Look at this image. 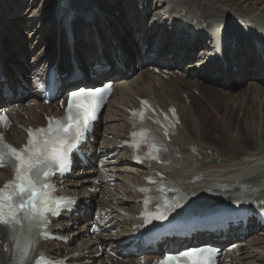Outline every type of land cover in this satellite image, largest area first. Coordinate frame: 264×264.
<instances>
[{
  "label": "bare ground",
  "instance_id": "obj_1",
  "mask_svg": "<svg viewBox=\"0 0 264 264\" xmlns=\"http://www.w3.org/2000/svg\"><path fill=\"white\" fill-rule=\"evenodd\" d=\"M54 1L44 0L39 6L35 0L31 1L23 12L25 24L33 21L35 14H44L47 9L51 11L48 19L52 20ZM78 1L89 4V13L77 21L72 13L67 15L63 10L68 38L64 39L67 56L62 64L66 67L58 63L57 69L67 75L60 78V88L70 91L78 86L110 81L112 91L92 138L82 148L87 153V162L76 160L74 177L62 182L58 192L78 196L79 205L73 214H64L65 223L62 217L53 221L52 228L56 233L66 235V229L75 226L79 230L75 234L83 238L82 245L73 250L70 242H40L35 254L43 252L55 256L58 264H139L141 259L152 257L151 253H157L163 245L161 252L172 247L185 248L186 243L187 246L206 242L221 244L219 238L224 236L231 239L230 243H237V248L228 255L230 264H264V232H254L260 225L257 212L264 208V0ZM23 5L18 0L10 3L0 0V33L1 23L2 28L17 26L15 18L20 19V15L16 17L15 14ZM122 6L126 22L122 16H114ZM6 9H13L14 14L2 19L1 15L6 16ZM167 11H170L169 19L162 16ZM11 19H14L13 23L8 21ZM45 23L44 16L39 23L43 27L32 33L37 39L44 35ZM241 29L244 33H237ZM56 31V27L51 32L45 31L47 38L54 40L53 45L57 39ZM76 47L82 50V55L78 56ZM49 49V46L45 48L46 55L42 58L43 52L36 57L37 60L32 59L31 71L47 70L57 63L55 49ZM18 54L21 56L23 51ZM189 57L193 60L188 61ZM17 59L13 60L17 65L11 69L0 60V108L17 101L25 102L27 90L32 89L26 78L19 77V71L26 73V63ZM151 65L167 69L171 74L168 81L151 72ZM132 69H135L132 75L117 77L130 73ZM177 70L180 74H176ZM80 75L83 76L81 81H69ZM194 77L199 78L200 84L193 80ZM243 79L248 83L239 90L238 82ZM200 86L202 88L198 91ZM190 90L198 93L195 101ZM208 91L221 96L218 106L209 104L219 123L210 122L204 109L202 101H207ZM236 92L238 97L234 98ZM30 94L37 95L35 91ZM136 97H150L163 107L173 104L178 109L181 124L168 143L166 162L162 165L137 168L129 164L131 150L124 145L130 128L126 109L137 105ZM223 100H227L224 105ZM230 102L231 107H228ZM37 109L46 110L40 105L10 114L12 126L7 134L10 142L19 145L24 141L25 133L20 125L32 124L34 120L44 123ZM236 112L239 115L234 123ZM25 116H29V120ZM221 132L226 136H221ZM211 158L214 161L209 162ZM152 168L162 169L167 179L188 196L209 198L224 195L237 199L242 195L241 190H246L243 195L248 198L247 208L252 216L246 225L231 223L220 234H197L190 240L166 238L156 246L146 247L136 241L140 222L136 216L141 204L137 187L144 183ZM9 176L7 169L0 170V185ZM88 202L95 204L89 217L85 210ZM79 221L83 224L76 226ZM91 223L100 224L106 233L89 235L87 228ZM129 235L134 237L133 243L138 246L137 251L131 252L137 255L133 261L116 260L100 249L112 248L119 253L131 244L121 243ZM11 255L8 231L0 225V264H9Z\"/></svg>",
  "mask_w": 264,
  "mask_h": 264
},
{
  "label": "snow or ice",
  "instance_id": "obj_2",
  "mask_svg": "<svg viewBox=\"0 0 264 264\" xmlns=\"http://www.w3.org/2000/svg\"><path fill=\"white\" fill-rule=\"evenodd\" d=\"M103 92V88L84 87L70 92L65 116L47 118V127L26 129L28 139L20 148L7 144L3 133H0V167L11 164L13 170L12 180L0 186V224L7 227L13 250L9 264H26L37 238H48L50 235L42 231L47 223V214L58 215L56 207L62 205L67 208L68 204L74 203L67 198H56L52 192L54 185L48 182V178L68 166L70 154L83 139ZM141 104L148 102L141 101ZM169 111L175 117V110ZM4 122L5 117L0 116V124ZM163 134L165 137L168 135L166 130ZM153 147L157 152L166 151L155 138ZM151 158L160 159L159 156ZM180 207V200L173 198L164 212ZM153 218L165 220L167 216L158 213ZM149 222L145 220V223ZM203 253L204 249H185L167 254L158 264H210ZM39 259H44L43 254Z\"/></svg>",
  "mask_w": 264,
  "mask_h": 264
},
{
  "label": "rangeland",
  "instance_id": "obj_3",
  "mask_svg": "<svg viewBox=\"0 0 264 264\" xmlns=\"http://www.w3.org/2000/svg\"><path fill=\"white\" fill-rule=\"evenodd\" d=\"M10 1L11 0H6L7 3H10ZM31 1H34V0H31ZM31 1H29V0H18V3L23 2L24 5H23L22 9L21 8H17V10H19V11H17V13L15 11L16 17H18L19 15H20V19L22 17V20H20L19 18H15L16 19L15 22L16 23L18 22L17 26H16V24H13L12 26L11 25H6L5 27L2 28V23H1L0 60H1L2 64H4V66L6 68H8V69L10 68L11 69V68H13V65H17L16 63L13 62V60H15V59L18 60L17 58H19V59L21 58L26 63V69H25L26 73L23 74L20 71L18 72L19 73V77H23V78H27L28 74L31 71L30 63L33 62L34 59L37 60L36 57L40 53H42V52L44 53L43 55L40 56L41 58H42V56L46 55L45 48L47 46H49L50 49H55V51H56L55 55H56V61H57L56 64H58V63L59 64H62V63L64 64V61H63L64 57L67 56L66 51H65V40L64 39L68 38V34L64 30V22L65 21H64V14L62 13V10L67 11V15L72 13L75 16V18L77 19V21L82 20L83 17L87 13H89V9H88L89 4L87 6L86 4H84V3H87V2H85L83 0H82L83 3L82 2L79 3L78 0H55L53 6H51V8L53 7V10H54V11L52 10L53 11L52 18L54 19V16H56V18L54 19L53 22H52L53 19L52 20L48 19L51 16V14H50L51 11L49 9H47V10L44 11V14H41V15L40 14L39 15L35 14V17H34L33 21L29 22V24H25V20L23 19L24 18V13L26 12L25 8L27 7V5H30L32 3ZM35 1H36V3H38V6L42 5L43 2H44V0H35ZM104 1H107V0H104ZM123 8H124L123 6H122V8L120 7V9L116 12V14H114V16H118V17L122 16L124 18V21L126 22L125 13L123 11ZM4 11H5V15L6 16L1 15L2 19H4V17L8 18L9 16L14 14V10L13 9L11 11H9V9H6ZM40 16H42V17L45 16L46 17V23L44 24V35L41 38L37 39L36 35H33L32 33L35 32L36 29H38L40 27H43V26H41V24H39L40 20L42 19V17H40ZM8 21L13 23L14 19H11V20H8ZM8 21L5 22V23L8 24ZM55 27H56V30H57L56 31L57 39H55L56 43H55V45H53L54 40H51V38H47V33L45 31L51 32V29H54ZM118 33H121V30H118ZM237 33H244V31H242V29H241V30H238ZM52 35H53V37H56V35L54 33H52ZM48 36H49V33H48ZM129 37L131 39V36H129ZM13 38H15V39L11 40ZM132 42L135 44L134 40H132ZM19 48H20V51H23V54H25L24 56H23V54L21 56H19L20 55V54H18L20 52V51L18 52ZM75 50L77 51L76 53H78V56L82 55V50L81 49H78V47H76ZM84 54H85V52H84ZM106 57L109 59V54L107 52H106ZM191 60H193V58ZM248 60H249V58H248ZM51 61H52V59H51ZM42 63H45V62H42ZM46 65H47V63H46ZM63 66H65V65H63ZM135 68L137 69V65H135ZM133 70H135V69H132V71L130 73L127 72V73H124V74H120L117 77L130 76L134 72ZM137 71H138V69H137ZM249 77H251V76H249ZM193 80L197 81V80H199V78L198 77H194ZM244 80H246V79H243V81L238 82V85L240 86L239 90L243 89L247 85V83H248L247 81L248 80H246V81H244ZM198 84H200V83L198 82ZM63 85H68V84H63ZM195 88H197V87H195ZM201 88H202L201 86L198 87L197 88L198 91ZM209 91L207 92V96H206V92H203L204 95L207 98V101L206 102L202 101V100H200V101L203 102L204 107H205L204 109L207 110L206 112L208 113L210 122L219 123L218 122L219 118L214 116L212 114V112L210 111L209 104H211L213 106H218L217 102H219V99L221 98V96H219V94L217 95V93L215 91L213 93H210ZM232 91H234V90H232ZM190 92H192V94L194 95V99L193 100L195 101L198 98L197 97L198 93L194 92L192 90H190ZM237 95H238V92H236L234 94V98L238 97ZM226 102H227V100L226 101L223 100L222 104L224 105ZM231 104H232V102H230L228 104V107H231ZM219 106H220V104H219ZM49 107L54 108V104L49 105ZM223 108H224V106H223ZM104 110H103L101 116L103 115ZM234 115L236 116V117L234 116V123H237L236 118L239 115V112H236V114H234ZM28 117L29 116H25V118H27V119H28ZM217 129H218V127H217ZM220 134H221V136H226V134L224 132L223 133L221 132ZM234 135L235 134L233 132L232 133V137H234ZM209 141L211 142L212 140L210 139ZM247 142H248L249 145L252 144L251 140H248ZM94 206H95V204L90 203L89 209H88V214H87L88 217H89L90 214H92V212L94 210ZM81 224H83V221L80 222V224H76V226H79ZM74 227L75 226L66 229V233L68 232V235L72 234V236L69 237L70 238L69 241H70V244H71L73 250H75L77 248H80V245H82V240H83V238H80L79 235L75 234L76 231L79 232V230H76ZM263 228H264V225L258 227L257 228L258 230L256 229V231H254V232H256L257 234H261V232H264ZM256 264H259V263L257 262Z\"/></svg>",
  "mask_w": 264,
  "mask_h": 264
}]
</instances>
